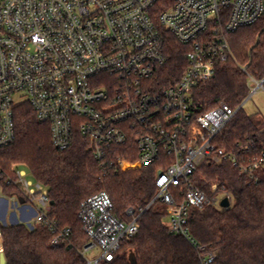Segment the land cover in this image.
Instances as JSON below:
<instances>
[{
  "label": "built area",
  "instance_id": "built-area-1",
  "mask_svg": "<svg viewBox=\"0 0 264 264\" xmlns=\"http://www.w3.org/2000/svg\"><path fill=\"white\" fill-rule=\"evenodd\" d=\"M263 17L264 0H0V149L15 142L16 112L27 104L49 126L57 150L69 149L80 133L102 166L111 147L127 146L137 158L118 157L121 170H156V194L138 216L127 211L130 222L115 215L106 192L82 202L79 217L88 242L78 252L85 264L113 262L156 202L166 208L170 232L200 252L201 264H218L219 251L197 244L186 226L191 209H223L221 202H231V194L214 184L208 195L196 186L195 175L204 161L226 160L258 181L264 154L243 163L214 144L244 103L234 109L220 102L200 113L194 95L232 57L229 35ZM172 36L190 46L187 67L177 82L160 89L155 79ZM252 85L264 89L253 78ZM13 170L18 224L30 230L45 225L52 248H71V231L50 218L48 190L27 180L25 171ZM95 249L101 253L91 260L87 255ZM2 256L0 228V264Z\"/></svg>",
  "mask_w": 264,
  "mask_h": 264
},
{
  "label": "trees",
  "instance_id": "trees-1",
  "mask_svg": "<svg viewBox=\"0 0 264 264\" xmlns=\"http://www.w3.org/2000/svg\"><path fill=\"white\" fill-rule=\"evenodd\" d=\"M232 57L219 64L210 81L195 91L194 104L204 113L220 102L238 109L251 93V78L264 80V17L256 24L228 37ZM189 45L169 37L166 63L155 79L157 88L177 82L187 67ZM17 137L0 149V185L8 194L18 192L13 166H26L42 184L53 202L50 218L59 229L71 231V248H52V232L45 225L30 230L24 223L2 227L8 264H85L79 250L88 242L79 217L80 205L100 192L114 202V213L125 222L138 216L156 194L155 167L121 170L118 157L135 160L133 147H111L106 164L98 161L89 140L77 133L73 145L57 150L48 125L38 122L32 108L17 109ZM218 149L235 153L243 163L264 154V115L242 107L214 141ZM263 146V147H262ZM245 148L246 152H242ZM258 181L241 174L240 167L222 160L202 162L195 184L208 195L212 185L226 186L230 207L208 205L191 209L187 230L197 244L218 250V264H264V165ZM10 179L12 184L7 185ZM167 211L156 202L139 219L137 235L123 244L116 259L108 264H201L200 252L184 237L172 234L164 224Z\"/></svg>",
  "mask_w": 264,
  "mask_h": 264
},
{
  "label": "rangeland",
  "instance_id": "rangeland-1",
  "mask_svg": "<svg viewBox=\"0 0 264 264\" xmlns=\"http://www.w3.org/2000/svg\"><path fill=\"white\" fill-rule=\"evenodd\" d=\"M254 85H252V90L249 95V97L245 100L244 102V110L248 113H258L260 112L261 114L264 115V89H259L258 91L254 90ZM14 168H19L20 170H23L26 172V179L29 181H34L32 175L30 174L28 168L26 166H13L12 169ZM217 184V183H216ZM214 185V184H213ZM216 197L218 199L222 198L221 194H217ZM14 201L15 197L13 195H10L8 193H5L3 191L2 185H0V228L5 227V226H10V225H16L20 221V212L15 209L14 207ZM16 213L18 221H15L14 218L11 219V215L13 213ZM21 222V221H20ZM164 224L168 225L169 224V217L164 218ZM101 253L99 249H95L91 251L87 257L89 259H95L98 257V255Z\"/></svg>",
  "mask_w": 264,
  "mask_h": 264
},
{
  "label": "water",
  "instance_id": "water-1",
  "mask_svg": "<svg viewBox=\"0 0 264 264\" xmlns=\"http://www.w3.org/2000/svg\"><path fill=\"white\" fill-rule=\"evenodd\" d=\"M262 82L264 83V80H262ZM51 204L53 205V202L52 201H51ZM221 207L223 209H228L230 207V201L228 199H224L221 202ZM1 264H8L5 256H2Z\"/></svg>",
  "mask_w": 264,
  "mask_h": 264
},
{
  "label": "crops",
  "instance_id": "crops-1",
  "mask_svg": "<svg viewBox=\"0 0 264 264\" xmlns=\"http://www.w3.org/2000/svg\"><path fill=\"white\" fill-rule=\"evenodd\" d=\"M14 214V215H13ZM12 215H11V219H13L14 218V220L15 221H17V216H16V213H13ZM13 217V218H12Z\"/></svg>",
  "mask_w": 264,
  "mask_h": 264
}]
</instances>
